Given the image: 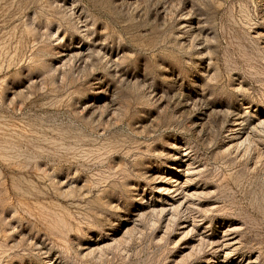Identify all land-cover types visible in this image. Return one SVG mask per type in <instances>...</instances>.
I'll list each match as a JSON object with an SVG mask.
<instances>
[{
    "label": "rangeland",
    "instance_id": "obj_1",
    "mask_svg": "<svg viewBox=\"0 0 264 264\" xmlns=\"http://www.w3.org/2000/svg\"><path fill=\"white\" fill-rule=\"evenodd\" d=\"M0 264H264V0H0Z\"/></svg>",
    "mask_w": 264,
    "mask_h": 264
}]
</instances>
